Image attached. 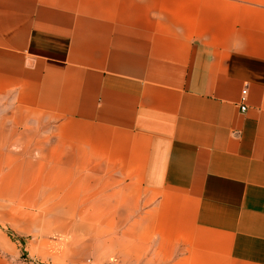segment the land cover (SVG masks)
<instances>
[{
  "label": "crops",
  "instance_id": "0c3cea01",
  "mask_svg": "<svg viewBox=\"0 0 264 264\" xmlns=\"http://www.w3.org/2000/svg\"><path fill=\"white\" fill-rule=\"evenodd\" d=\"M0 99L64 252L264 264V0H0Z\"/></svg>",
  "mask_w": 264,
  "mask_h": 264
},
{
  "label": "rangeland",
  "instance_id": "374dc122",
  "mask_svg": "<svg viewBox=\"0 0 264 264\" xmlns=\"http://www.w3.org/2000/svg\"><path fill=\"white\" fill-rule=\"evenodd\" d=\"M5 119H13L10 101L0 99V264H123L122 251H63L69 236L55 232L51 222L43 220L41 205L35 202V181L21 170V163L35 161V150L30 156L23 154L26 139L20 138V132L12 133L6 144L4 137L11 135ZM7 149L13 152V166L8 165Z\"/></svg>",
  "mask_w": 264,
  "mask_h": 264
},
{
  "label": "built area",
  "instance_id": "2783aa9c",
  "mask_svg": "<svg viewBox=\"0 0 264 264\" xmlns=\"http://www.w3.org/2000/svg\"><path fill=\"white\" fill-rule=\"evenodd\" d=\"M246 99H247V89L245 88L242 91L241 98H240V109H241V112H245L247 110Z\"/></svg>",
  "mask_w": 264,
  "mask_h": 264
}]
</instances>
